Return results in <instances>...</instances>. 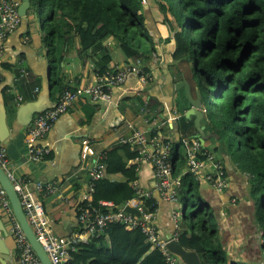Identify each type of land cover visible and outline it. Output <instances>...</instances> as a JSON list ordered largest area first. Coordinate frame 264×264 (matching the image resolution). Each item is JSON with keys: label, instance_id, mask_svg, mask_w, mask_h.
<instances>
[{"label": "trees", "instance_id": "trees-1", "mask_svg": "<svg viewBox=\"0 0 264 264\" xmlns=\"http://www.w3.org/2000/svg\"><path fill=\"white\" fill-rule=\"evenodd\" d=\"M29 2L31 10L38 15L40 0ZM152 2L174 41L172 61L179 69H187L196 90L203 96L204 116L218 136V145L212 152L218 155L223 150L237 170L248 176L251 196L261 204L258 223L264 225V0ZM43 3V44L51 73L49 88L56 100L64 88H69L64 83L60 64L63 48L73 38L77 39L80 52L97 56L98 75L110 69L107 40L133 61L145 62L155 53L142 0H43ZM196 50L201 52L198 61ZM178 124L180 139L170 144L169 152L175 177L186 169L190 149L185 142L196 133L193 121L182 118ZM201 147V152L209 153ZM132 148L122 144L107 151V175L119 173L122 179L112 182L105 177L98 181L92 194L94 205L109 201L116 209L135 196L129 184L138 181L136 167L126 165V159L138 155L136 148ZM197 157L202 161L206 158ZM225 178L228 179L226 172ZM198 186L192 175L181 176L178 205L183 216L176 240L185 250L196 252L200 264H251L228 260L218 240L217 223L199 199ZM145 206L153 212L156 201L151 197ZM261 253L255 264H264V242ZM69 264L166 263L138 229L128 231L123 225L110 224L103 233L81 243L70 254Z\"/></svg>", "mask_w": 264, "mask_h": 264}, {"label": "crops", "instance_id": "crops-1", "mask_svg": "<svg viewBox=\"0 0 264 264\" xmlns=\"http://www.w3.org/2000/svg\"><path fill=\"white\" fill-rule=\"evenodd\" d=\"M23 3L20 0L21 6ZM30 6L29 2L25 16L21 18L19 27L5 41L3 54L0 56V101L5 109L8 131L4 143L0 141V144L8 158L6 172L14 179L24 180L31 190L35 189L34 184L39 181L55 185L57 195L41 199L53 234L66 236L77 231L76 207L85 191L87 180L86 171L82 169V140L87 139L96 152L102 151L106 154L113 147L122 144H129L135 149L130 143H121V140L130 138L135 130L147 136L154 133L158 142L163 145L174 144L180 139L179 120L185 118L191 108L186 90L179 82L185 81L189 85L193 98L197 88L187 69H179L172 61L170 55L174 49V41L170 39L162 16L155 19L148 5L144 9V15L155 42V53L152 57L145 62L126 59L111 40L105 41L111 53L110 69L120 70L133 66L141 71L142 68L144 81L138 74L131 73L122 85L110 90L108 100L97 104L86 100L75 103L69 112L57 120L46 137V144L50 149L49 158L33 162L25 147L29 126L18 127V110L21 106L37 100L47 108L54 105L57 97L52 96L51 90L46 93L51 73L43 44L42 13L39 11L36 15ZM87 54L80 52L76 38L64 46L60 72L65 85L73 88L94 84L97 56ZM21 69L28 72L26 78H20ZM41 95L44 97L39 98ZM186 120L193 121L194 117L190 116ZM200 124L206 135L214 134L204 112ZM192 139L197 138L194 136ZM217 140L211 137L203 145L200 144L214 159L221 161L228 178L227 187L222 192H217L206 183L195 180L199 184V199L217 223L218 240L228 260L255 264L262 255L264 242L262 224L258 223L259 200L251 196L249 178L237 170L223 150L218 154L221 158L212 152L218 145ZM148 151H151L150 147ZM120 156L125 158L122 152ZM126 165L136 167L137 183L150 192L156 201L155 224L160 238L166 241L174 239L178 231L172 216L175 205L159 197L151 166L138 157L126 159ZM210 169V164L206 163L202 174ZM106 178L112 182L122 179L119 173L106 175ZM182 216L180 208V219ZM0 221L9 233V224L1 207ZM179 225L181 226L180 223ZM4 242L10 250L12 264H15L14 241L10 233Z\"/></svg>", "mask_w": 264, "mask_h": 264}, {"label": "built area", "instance_id": "built-area-1", "mask_svg": "<svg viewBox=\"0 0 264 264\" xmlns=\"http://www.w3.org/2000/svg\"><path fill=\"white\" fill-rule=\"evenodd\" d=\"M19 6L20 0H0V56L3 54L5 41L21 23L18 12ZM131 73L138 74L144 81L145 74L142 68L140 71L136 67L126 66L120 70L109 69L103 75L96 74L92 86L64 88L54 106L36 114L28 127L25 147L30 160L40 162L49 157L50 149L46 144V137L57 120L69 112L75 103L86 100L92 104H97L108 100L110 90L122 85ZM27 75L28 72L21 69L20 78H26ZM121 143L134 145L138 152L137 157L151 166L159 197L175 205L172 216L177 230L180 223L178 192L181 188L182 175H192L195 180L206 183L217 192H222L227 187L225 170L221 161L214 159L210 153L201 152L202 147L197 139L185 142L190 149L186 169L176 177L173 176L169 161L170 145L159 143L156 136H147L145 133L135 130L130 138L121 140ZM148 147L151 148V151H148ZM80 152L82 165H84L82 169L86 171L87 180L85 191L76 207L79 229L70 235H54L45 214L41 198L57 195V188L53 183L39 181L34 184L35 189L31 190L29 184L24 180L14 179L7 173L19 197L27 222L51 264H69L70 254L74 253L81 243H86L90 238L103 233L110 224L123 225L128 231L138 229L144 235L146 243L162 254L166 264H183L177 256L167 249L168 241L160 238L155 224V210L149 211L145 206V201L151 199V193L142 189L137 182L131 183L135 196L121 207L115 209V206L108 201H99L96 205L93 204L92 194L95 185L107 175V154L102 151L96 152L87 139L82 140ZM198 155L206 158L203 161L199 160ZM7 162L6 151L0 144V167L5 171ZM206 163L210 164L211 169L202 174ZM0 207L5 214L9 224V233L14 241L15 264H40L11 213L8 198L1 186ZM126 207L135 209L139 216L126 213L124 211ZM176 235L174 239H176Z\"/></svg>", "mask_w": 264, "mask_h": 264}, {"label": "water", "instance_id": "water-1", "mask_svg": "<svg viewBox=\"0 0 264 264\" xmlns=\"http://www.w3.org/2000/svg\"><path fill=\"white\" fill-rule=\"evenodd\" d=\"M22 6H19L18 12L20 17L22 18L25 16V10H27L29 6L28 0H23ZM179 85L184 87L186 90L187 98L190 103L191 108L188 110V112L185 115V118L188 119L190 116L194 117L193 124L194 128L196 130L195 137L199 140V142L203 145L206 140H208L211 137H214L218 139V136L215 134H208L206 135L204 132V127L200 124V120L203 117V96L200 91H196V95L193 98L190 91H189V85L185 81L179 82ZM179 86V87H180ZM50 92V88L47 87L46 93ZM44 97L41 95L39 98ZM54 105H50L47 108H44L40 102L37 100L33 103H28L26 105H23L19 108L17 113V125L18 127L23 126H30L33 115H36L38 113L44 112L50 108H52ZM8 133L7 127L5 124V109L0 101V141L4 143L5 141V135ZM0 186L4 190L9 204L11 208V213L14 216L16 222L19 224L27 242L29 243L32 251L38 258L40 264H51L47 254L43 251L39 243L37 242L35 235L33 234L27 219L24 215V212L22 210V206L19 200V197L13 187V184L11 180L8 177L7 172L0 167ZM126 213H131L136 216H139V213L130 207H126L124 209ZM9 235L6 228L3 226V223L0 221V264H12V257L10 250L7 248L4 239L7 238ZM167 249L177 256L183 264H200L199 257L196 252L193 251H187L185 250L176 239H172L168 241L167 243Z\"/></svg>", "mask_w": 264, "mask_h": 264}, {"label": "rangeland", "instance_id": "rangeland-1", "mask_svg": "<svg viewBox=\"0 0 264 264\" xmlns=\"http://www.w3.org/2000/svg\"><path fill=\"white\" fill-rule=\"evenodd\" d=\"M153 0H142V4L147 8L148 7V5H150V7H151V9H150V12H151V14L153 15V17L156 19L157 17L158 18H161V15L159 14V12H158V9L154 6V4H153V2H152ZM39 11L42 13L41 14V16H42V18H43V13H44V3H43V0H40V9H39ZM197 51V50H196ZM200 54H201V52L200 51H197V61L200 59ZM194 62H195V55H194V51H192V56H191V63L192 64H194ZM187 64H186V66H184L185 68H187ZM204 96H205V94H204ZM210 109V108H209ZM235 144L237 145V142L235 141ZM235 150L236 151H238V148H235ZM248 177V176H247ZM249 183H250V181H249ZM250 190L252 191V185H251V183H250ZM260 206H261V204H260V202L258 203V210L260 209ZM261 229H262V231L264 230V225H262L261 226Z\"/></svg>", "mask_w": 264, "mask_h": 264}, {"label": "bare ground", "instance_id": "bare-ground-1", "mask_svg": "<svg viewBox=\"0 0 264 264\" xmlns=\"http://www.w3.org/2000/svg\"><path fill=\"white\" fill-rule=\"evenodd\" d=\"M196 217V216H195ZM189 238V237H188ZM197 248V247H196Z\"/></svg>", "mask_w": 264, "mask_h": 264}, {"label": "clouds", "instance_id": "clouds-1", "mask_svg": "<svg viewBox=\"0 0 264 264\" xmlns=\"http://www.w3.org/2000/svg\"><path fill=\"white\" fill-rule=\"evenodd\" d=\"M199 141V140H198Z\"/></svg>", "mask_w": 264, "mask_h": 264}]
</instances>
